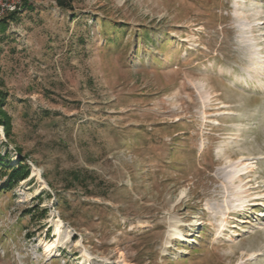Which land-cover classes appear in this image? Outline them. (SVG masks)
Listing matches in <instances>:
<instances>
[{"label":"rangeland","instance_id":"obj_1","mask_svg":"<svg viewBox=\"0 0 264 264\" xmlns=\"http://www.w3.org/2000/svg\"><path fill=\"white\" fill-rule=\"evenodd\" d=\"M66 1L0 0V264H264V0Z\"/></svg>","mask_w":264,"mask_h":264},{"label":"trees","instance_id":"obj_2","mask_svg":"<svg viewBox=\"0 0 264 264\" xmlns=\"http://www.w3.org/2000/svg\"><path fill=\"white\" fill-rule=\"evenodd\" d=\"M58 6L63 9L72 10L73 7L69 3L70 1L66 0H57ZM5 23H0V30H4ZM4 103L3 94L0 93V125L5 127L6 130L10 129V119L7 113L3 110L2 104ZM23 162H17L15 164L11 163L8 157L0 156V177H5L6 181L3 185H0V188L3 190H12L20 182H23L30 176L29 166ZM31 213L30 211H28ZM37 213V212H36ZM34 215H32L33 217ZM44 216V213L42 214Z\"/></svg>","mask_w":264,"mask_h":264},{"label":"bare ground","instance_id":"obj_3","mask_svg":"<svg viewBox=\"0 0 264 264\" xmlns=\"http://www.w3.org/2000/svg\"><path fill=\"white\" fill-rule=\"evenodd\" d=\"M141 225H143V228H150L151 227V225L149 223H143ZM59 231L60 230L58 229L57 232L59 233ZM179 236L184 240L183 234H180ZM53 247H54V244L51 243L50 245L47 246V250L50 251Z\"/></svg>","mask_w":264,"mask_h":264}]
</instances>
